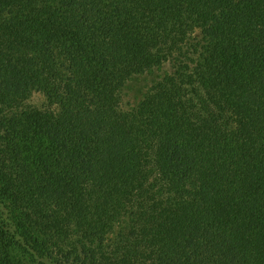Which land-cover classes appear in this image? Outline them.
Listing matches in <instances>:
<instances>
[{
	"label": "trees",
	"instance_id": "1",
	"mask_svg": "<svg viewBox=\"0 0 264 264\" xmlns=\"http://www.w3.org/2000/svg\"><path fill=\"white\" fill-rule=\"evenodd\" d=\"M0 264H264V0H0Z\"/></svg>",
	"mask_w": 264,
	"mask_h": 264
},
{
	"label": "rangeland",
	"instance_id": "2",
	"mask_svg": "<svg viewBox=\"0 0 264 264\" xmlns=\"http://www.w3.org/2000/svg\"><path fill=\"white\" fill-rule=\"evenodd\" d=\"M147 80L145 76H140L131 81L128 88L125 90L124 99L127 102H134L141 95L142 92L146 89ZM30 104L43 106L46 103V97L43 93L36 92L28 101Z\"/></svg>",
	"mask_w": 264,
	"mask_h": 264
}]
</instances>
